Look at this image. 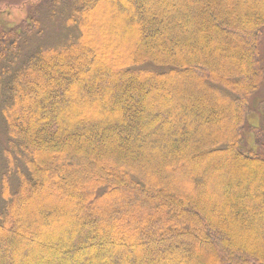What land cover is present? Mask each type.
<instances>
[{"label": "trees", "instance_id": "16d2710c", "mask_svg": "<svg viewBox=\"0 0 264 264\" xmlns=\"http://www.w3.org/2000/svg\"><path fill=\"white\" fill-rule=\"evenodd\" d=\"M34 1L0 11V264H264V0Z\"/></svg>", "mask_w": 264, "mask_h": 264}, {"label": "rangeland", "instance_id": "374dc122", "mask_svg": "<svg viewBox=\"0 0 264 264\" xmlns=\"http://www.w3.org/2000/svg\"><path fill=\"white\" fill-rule=\"evenodd\" d=\"M25 0H0V11H4L5 7L8 6V9L13 10L15 8H18L19 6L22 5V2ZM33 2V3H32ZM31 5L32 7H35L36 3L34 0H32ZM43 6V4H42ZM29 8V7H28ZM26 9L25 11L30 13L31 9ZM24 10V9H23ZM39 12H41V16H38L39 22L42 24L43 28V38L40 40L41 45L45 44H58L64 37L66 38V29L67 28V22L65 18H58L57 22H53V24H45L46 21L43 20V8L38 9ZM1 15L0 17V32L2 28V24L4 21H14L17 20L19 21L20 19L23 18V13H19L15 11V14L9 17V19H6V16ZM6 19V20H5ZM23 30V29H22ZM34 36V37H33ZM38 38V37H37ZM36 38L35 35H30L27 37L26 43L22 44L20 43V48H21V53L20 56L25 54L27 51H30L33 45L38 44V39ZM22 42V41H21ZM259 52V57H260V64L261 67L264 70V31L261 35V40H260V45L258 48ZM229 80V79H228ZM2 102H0V109H2ZM226 112L221 113V117L226 119V115H224ZM217 118V117H216ZM210 122L207 119V123ZM213 124V122H210ZM5 134L3 130V124L0 118V145H3L5 143ZM241 149L246 152H258V153H263L264 154V77L261 83L258 86L257 91L251 96L250 101H249V106L247 109V119H246V127L243 130L242 134V142H241ZM229 162V163H228ZM226 164H229L233 169L238 168V170H247V169H257L255 165H247V164H237L234 161L229 160ZM247 165V166H246ZM175 167L181 166V159L177 160L175 164L173 165ZM183 173H180L182 177H185L190 180V177L185 174L182 175ZM250 175V177H249ZM248 176L245 177V180L249 181L250 184H253L252 188H257L259 183L262 181V178L259 176H255L252 174H249ZM264 176V174H263ZM243 177V176H241ZM244 180V181H245ZM166 181V180H165ZM168 182V181H166ZM206 186V185H205ZM204 186V187H205ZM206 188V187H205ZM210 189L212 188L209 187ZM242 188V184L239 185V189ZM232 190V188L230 189ZM202 195V192L200 193ZM204 195V193H203ZM261 196V195H260ZM259 201L262 202V198L259 197ZM256 240L258 242H261L264 244V237L259 235V236H253L252 239L250 240ZM253 240V241H254ZM205 251V250H204Z\"/></svg>", "mask_w": 264, "mask_h": 264}]
</instances>
